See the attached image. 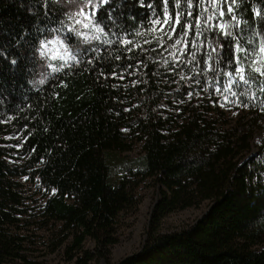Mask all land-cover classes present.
<instances>
[{"label":"trees","instance_id":"1","mask_svg":"<svg viewBox=\"0 0 264 264\" xmlns=\"http://www.w3.org/2000/svg\"><path fill=\"white\" fill-rule=\"evenodd\" d=\"M227 1L230 35L205 32L210 73L219 80L236 74V45L264 43V0ZM142 3L0 0V136L19 134L27 157L12 168L0 139V264L20 258L13 178L22 176L52 195L45 212L73 230L75 264L109 260L121 218L136 211L137 190L149 179L159 200L144 245L117 264H264V166L247 157L264 120L224 128L192 105L165 114L187 92L171 91L152 51L126 43L152 12L164 13L163 0ZM175 4L168 0L167 10ZM54 45L64 53L57 61ZM243 61L264 105V75ZM258 68L264 71V59ZM134 142L142 154L122 156ZM203 202L211 207L198 222L161 231L166 216ZM87 240L95 252L83 249Z\"/></svg>","mask_w":264,"mask_h":264},{"label":"rangeland","instance_id":"2","mask_svg":"<svg viewBox=\"0 0 264 264\" xmlns=\"http://www.w3.org/2000/svg\"><path fill=\"white\" fill-rule=\"evenodd\" d=\"M228 2L196 0V3L192 1V7H189L188 0H179L173 11L168 12L170 16L179 12L185 27L181 28L171 20V28L175 31H172L169 25L156 24L154 21L163 19L164 13L159 16L152 12L146 24L134 37L126 40V43L133 47L152 51L156 63L162 68V80L171 91L187 92L184 100L174 101L171 106L164 107L165 114L167 111L171 115H177L183 108L192 105L207 117L218 120L224 128L247 125L253 118H256L258 123L263 122L264 105L250 88L243 58L257 69L264 59V54H239L238 68H242L243 72L228 75L227 80H219L210 73V64L206 58L208 44L205 32L214 28L221 30L220 24L225 26L226 31L230 28L234 18L233 11H227L229 6L232 7ZM218 9L224 10L223 16H220ZM209 17L212 19H208ZM177 40L181 43L177 44ZM259 47L260 43L254 41L251 48L245 49L251 53L252 49L258 50ZM50 53L54 61L64 54L58 45L52 46ZM241 75L244 79H241ZM0 139L9 150L7 163L12 168H23L27 157L21 153V136L8 134L0 136ZM141 149V144L134 142L131 151L122 156L137 158L142 154ZM247 157H252L260 166H264L263 129H257ZM13 181L18 185L16 191L20 197L13 233L19 237L21 248L20 258L8 264H75L80 255L70 248L73 230H65L61 223L46 215L45 205L52 195L30 176L16 177ZM137 192L141 202L135 212L122 216L117 228L119 241L111 248L109 260H95L91 264H117L142 249L152 209L159 200V187L155 181L149 179L140 185ZM210 207V202H203L196 208L171 213L163 219L161 231L170 233L192 226L206 215ZM83 249L95 252V244L87 240Z\"/></svg>","mask_w":264,"mask_h":264},{"label":"snow or ice","instance_id":"3","mask_svg":"<svg viewBox=\"0 0 264 264\" xmlns=\"http://www.w3.org/2000/svg\"><path fill=\"white\" fill-rule=\"evenodd\" d=\"M177 5L179 4V0H176ZM233 3L236 2V0H232ZM111 0H99V4L103 5V4H110ZM164 6H165V10H164V18L163 19H158L156 21H154V23L156 24H162V25H169L170 29L172 31H175L174 28H171V24H170V20L173 21L175 24H178L181 26V28L185 27V25L183 24L182 20H181V14L179 12L174 13L170 16L168 10H167V6H168V0H163ZM87 4L89 6H91V0H87ZM141 6H144L141 0ZM188 6L192 7V0H188ZM148 7H151V5H148ZM219 10V14L220 16L224 15V10L223 9H218ZM227 11L229 13H231L233 11L232 7L229 6ZM96 14V9H93L92 15ZM257 15H259V13H257ZM111 18V17H110ZM234 18V17H233ZM198 19V18H197ZM208 19H212V17H209ZM219 28L222 30L224 35H230V33H228L225 29V26L223 24L219 25ZM177 44L181 43V41L177 40L176 41ZM215 50V49H214ZM236 53L237 54H243L244 56H248V55H252V56H259L260 54H264V43H261L259 49H252L251 53L248 52L247 49L243 48L240 45H236ZM237 59H239V55H237ZM257 72H260L262 75H264V71H262L260 68L256 69ZM236 72L237 73H242L243 69L242 68H236ZM241 79H244V77L241 75ZM247 81H245L246 83Z\"/></svg>","mask_w":264,"mask_h":264}]
</instances>
